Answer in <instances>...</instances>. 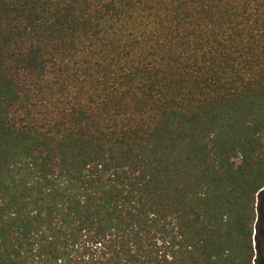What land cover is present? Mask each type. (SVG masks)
Masks as SVG:
<instances>
[{"label": "trees", "instance_id": "16d2710c", "mask_svg": "<svg viewBox=\"0 0 264 264\" xmlns=\"http://www.w3.org/2000/svg\"><path fill=\"white\" fill-rule=\"evenodd\" d=\"M264 0H0V264H262Z\"/></svg>", "mask_w": 264, "mask_h": 264}, {"label": "rangeland", "instance_id": "374dc122", "mask_svg": "<svg viewBox=\"0 0 264 264\" xmlns=\"http://www.w3.org/2000/svg\"><path fill=\"white\" fill-rule=\"evenodd\" d=\"M262 264H264V258H263V263Z\"/></svg>", "mask_w": 264, "mask_h": 264}]
</instances>
